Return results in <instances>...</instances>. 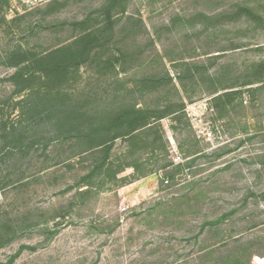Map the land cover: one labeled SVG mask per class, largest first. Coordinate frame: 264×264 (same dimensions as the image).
Returning a JSON list of instances; mask_svg holds the SVG:
<instances>
[{
    "label": "rangeland",
    "instance_id": "rangeland-1",
    "mask_svg": "<svg viewBox=\"0 0 264 264\" xmlns=\"http://www.w3.org/2000/svg\"><path fill=\"white\" fill-rule=\"evenodd\" d=\"M0 264H264V0H0Z\"/></svg>",
    "mask_w": 264,
    "mask_h": 264
},
{
    "label": "trees",
    "instance_id": "trees-1",
    "mask_svg": "<svg viewBox=\"0 0 264 264\" xmlns=\"http://www.w3.org/2000/svg\"><path fill=\"white\" fill-rule=\"evenodd\" d=\"M90 36V34L88 35H82L81 39L85 40ZM89 40V38H88ZM88 42V41H87ZM55 53H58V51H55L53 53H49V55L47 56H43L42 58H40V60H38V65L37 68L38 70L41 71L42 75L45 78H51L53 76L56 75H60L63 73L64 69L67 68L68 63H66L67 61H65V59L69 58V55L64 54L61 57H57L53 55ZM71 53V51H70ZM74 52L70 55L73 56ZM153 80L158 82L159 78H154ZM167 111H162L161 113H156V112H151L148 109H134L132 111V113L135 115L134 119H133V124L131 126V130L127 131V132H118L113 134L110 137H107L101 141L98 142V145H108L109 143L114 142L119 136L121 135H129L132 134L131 136H134L136 133H133L136 130L139 129H146V128H151V127H156V125L158 124L159 120L162 119ZM113 124H117L116 121H114ZM78 132H77V136L78 138H83V137H87L88 139L90 138V136H94L96 135L97 132H99V128H94L91 131H82L81 129H83L82 125L78 126ZM110 148V146L108 147ZM121 171V169H120Z\"/></svg>",
    "mask_w": 264,
    "mask_h": 264
},
{
    "label": "built area",
    "instance_id": "built-area-1",
    "mask_svg": "<svg viewBox=\"0 0 264 264\" xmlns=\"http://www.w3.org/2000/svg\"><path fill=\"white\" fill-rule=\"evenodd\" d=\"M28 2L32 3L33 5H38L40 3H45L50 0H27ZM205 135L207 136L208 140H211L212 138H215L214 132L212 130H208L205 132ZM181 157L179 155L174 157L175 162H178Z\"/></svg>",
    "mask_w": 264,
    "mask_h": 264
}]
</instances>
